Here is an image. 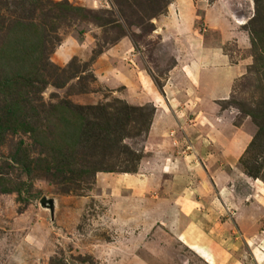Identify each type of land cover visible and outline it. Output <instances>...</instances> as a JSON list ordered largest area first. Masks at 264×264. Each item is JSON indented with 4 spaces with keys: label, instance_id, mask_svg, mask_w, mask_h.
Wrapping results in <instances>:
<instances>
[{
    "label": "rangeland",
    "instance_id": "1",
    "mask_svg": "<svg viewBox=\"0 0 264 264\" xmlns=\"http://www.w3.org/2000/svg\"><path fill=\"white\" fill-rule=\"evenodd\" d=\"M0 264H264V0H0Z\"/></svg>",
    "mask_w": 264,
    "mask_h": 264
},
{
    "label": "crops",
    "instance_id": "2",
    "mask_svg": "<svg viewBox=\"0 0 264 264\" xmlns=\"http://www.w3.org/2000/svg\"><path fill=\"white\" fill-rule=\"evenodd\" d=\"M243 35V34H242ZM244 37V36H243ZM236 136V139L235 140H239V142H244L245 140L246 141H248L247 142V144H249L250 143V140H252V137H253V135H252V133H250V132H238V133H236L235 134ZM251 138V139H250ZM235 141H233L232 143H234ZM236 145H237V149L238 148H240V146L236 143ZM257 191L261 194V192H262V189H261V191L259 190V189H257Z\"/></svg>",
    "mask_w": 264,
    "mask_h": 264
},
{
    "label": "water",
    "instance_id": "3",
    "mask_svg": "<svg viewBox=\"0 0 264 264\" xmlns=\"http://www.w3.org/2000/svg\"><path fill=\"white\" fill-rule=\"evenodd\" d=\"M41 203L43 204V205H46L47 204V207L48 208H52V204H53V202L52 201H50V200H46V199H43L42 201H41Z\"/></svg>",
    "mask_w": 264,
    "mask_h": 264
}]
</instances>
